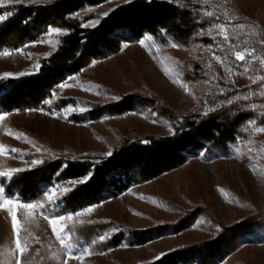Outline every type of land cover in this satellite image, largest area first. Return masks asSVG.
Here are the masks:
<instances>
[{"label":"rangeland","instance_id":"374dc122","mask_svg":"<svg viewBox=\"0 0 264 264\" xmlns=\"http://www.w3.org/2000/svg\"><path fill=\"white\" fill-rule=\"evenodd\" d=\"M16 1L21 0H0V5ZM126 1L106 0L88 7L85 12L92 17L85 25H96L104 13L110 14ZM174 1L198 16V31L188 41L170 37L161 41L148 33L137 36L130 30L119 32L128 37L119 50H109L80 72L65 76L60 85L69 86L60 87L50 100H67L65 105L0 111L4 116L0 121V144L5 146L0 171L31 167L35 165L32 161L40 162L48 152L106 154L126 138L172 135L185 115L202 117L206 112L209 115L244 108L253 112L252 117L225 148L199 150L179 167L108 194L75 213L44 212L51 218L72 216L71 220L59 221L58 227H65L61 235L66 237L65 244L72 253H83L80 259L67 258V249L56 240L41 208L34 209L30 219H26L28 210L16 209L21 244L27 245L21 255L16 250L11 217L6 208L0 209V264H16L21 258L28 264H64L65 260L67 264H141L217 238L229 227H238L239 235L230 242V253L218 264H264V133L255 131L256 127H264V79L253 83V79L264 77V64L260 62L264 58V0ZM207 11L214 15L207 16ZM229 19L230 40L225 41L215 25L227 24ZM240 24L245 25L243 31L237 27ZM54 30L47 29L40 39L13 50L0 51V81L8 79L5 73L18 77L20 73H36L40 59L58 45L62 30ZM244 49L255 52L245 62L236 61L234 51ZM213 53L223 63L216 61ZM181 82L188 86V92ZM130 94L142 97L132 110L86 119L76 115L88 110L87 102L105 104ZM143 98L150 100L143 102ZM13 148L18 151L10 152ZM53 187H48L45 195L51 194ZM55 187L54 200L60 195ZM4 196L38 204L5 191ZM89 207L93 211L85 212ZM77 212L84 214L77 216ZM96 220H111L116 225L95 236L91 244L77 242L67 229L68 224ZM163 224L172 227L143 244L132 243L127 232L119 244L95 247L97 242L118 233L120 225L146 229Z\"/></svg>","mask_w":264,"mask_h":264},{"label":"trees","instance_id":"16d2710c","mask_svg":"<svg viewBox=\"0 0 264 264\" xmlns=\"http://www.w3.org/2000/svg\"><path fill=\"white\" fill-rule=\"evenodd\" d=\"M106 0H21L0 7L7 18L0 23V51L13 50L27 42L41 38L47 29L62 30L56 49L40 59L36 73L0 81V111L47 108L65 105L67 100H50L57 94L66 75L78 73L109 50H119L130 30L137 36L148 33L163 41L170 37L188 41L199 28L195 11L174 0H128L94 26L85 22L92 17L85 10ZM139 96L130 94L105 104L87 102L88 110L76 114L78 118H97L104 113L132 110L140 103ZM150 99L143 98V102ZM253 112L239 108L206 116H181L172 135H147L139 139H124L111 156L87 153L57 155L48 152L41 161L24 171L1 178L4 191L15 198L36 201L44 205L42 211L53 215L73 212L101 200L104 196L123 191L131 184L155 179L184 164L190 154L199 150L222 149L237 139L240 127ZM147 141V143H144ZM91 176L87 183L79 180ZM72 182L77 186L65 194ZM59 188L60 199L50 203L46 199L48 187ZM116 225L111 220L68 224L73 239L91 244L95 236ZM172 224L146 229L125 225L95 247L121 243L128 232L132 243L143 244L160 236ZM238 227L227 233L189 247L180 248L164 257L141 264H218L231 251V241L238 237ZM116 229V228H115ZM93 247V248H95ZM21 264H28L21 258ZM30 264V263H29Z\"/></svg>","mask_w":264,"mask_h":264},{"label":"snow or ice","instance_id":"6c2138e0","mask_svg":"<svg viewBox=\"0 0 264 264\" xmlns=\"http://www.w3.org/2000/svg\"><path fill=\"white\" fill-rule=\"evenodd\" d=\"M0 6H3V5H0ZM205 14L207 16H209V17H212L214 15L213 12H211V11H207ZM7 15H10V14L0 15V22H3L7 18ZM103 15L107 16L108 13H104ZM95 23L98 24L99 21H96ZM231 23H232V21H231V19H229L227 24H217V25H215V28L218 29V35L222 36V38L225 41H229L230 40L229 31H228V25L231 24ZM237 27L241 31H243L244 28H245V25L244 24H240V25H237ZM253 27H255V26H253ZM54 31L59 32L60 29H55ZM261 43H264V40H262ZM172 47H178V45L173 44ZM233 47H235V46H233ZM254 52H255L254 49H252V50H248V49L237 50V51H234V57H235V60L238 61V62H245L246 60H248V58L250 56H252L254 54ZM5 55H7V53H5ZM213 58L216 61H218L220 63H223L222 58L219 55H216L215 53H213ZM260 62H261V64H264V58H261ZM35 67L37 69H39L40 65L37 64ZM165 71H166V73L168 72L167 69H165ZM229 71H231V69H229ZM26 74H32V73H20L19 75L22 76V75H26ZM176 75L178 76L179 74L176 73ZM4 76L7 77V78H18V76H15L12 73H5ZM257 79H264V77H257L255 79H253V83H255ZM173 82H177V81L174 80ZM68 86L69 85H63V84L60 85V87H62V88L63 87H68ZM181 87H183L186 92L189 91L188 86L186 84H183L182 82H181ZM245 99H247V97H245ZM231 102H232L231 100L228 101V103H231ZM68 110L72 111L71 108H69ZM81 110L83 111V109H81ZM205 115H207V112L205 113ZM3 120H4V116L0 115V121H3ZM255 131L257 133H264V127H256ZM144 143H147V141H144ZM9 151L12 152V153H15L18 150L13 148V149H10ZM37 151H39V149H37ZM236 151H237V154H240V150L239 149H237ZM249 151H251V149H249ZM4 154H5V146L0 144V155H4ZM106 155L107 156H111L112 153L108 152V153H106ZM32 163L36 164V163H39V161H35L34 160V161H32ZM24 170L25 169H21V168H9L6 171H0V177H10L12 174L17 173V172H21V171H24ZM89 179H91L90 175L81 178L79 180V183H87V181ZM76 186H77L76 182H72L70 187H67V188L63 189V192L65 194H67V193L73 191ZM56 191H57V189L54 186L50 190L51 194H47L46 195V199L50 203H56V200L53 199V197L56 195ZM57 199H60V197H58ZM43 207H44V205H42V204L20 203L17 200L5 197L4 196V189L0 188V209H5L6 208L8 213H9V215H10V217H11L12 230H13V234L15 236L16 250L21 255H23V253L26 251L27 245H22L21 244V240H20L21 225H20V222H19L18 217H17L16 209H21L22 208V209L28 210L26 219H30L32 217V215H33V210L34 209H36V208L43 209ZM84 211L87 212V213H91L93 211V208L89 207V208L85 209ZM83 214H84V212H77L76 213L77 216H80V215H83ZM41 215H43L45 217V219L48 220V223L51 226L52 232L55 235L56 240L59 241L60 245L63 248L67 249V252H66L67 258L68 259H72V258L80 259L81 256L83 255V253L81 254V256H76L74 253H72L71 248L68 247V245L65 244L66 237L61 235V233H63L65 231V227L64 226L58 227L59 221H63L65 219L71 220L72 216H68V217L58 216V217H55V218H51V217H48L43 211L41 212ZM36 239H39V238L37 237ZM100 239L104 240L105 237L101 236ZM16 264H21L20 260H17ZM64 264H67V260L64 261Z\"/></svg>","mask_w":264,"mask_h":264}]
</instances>
